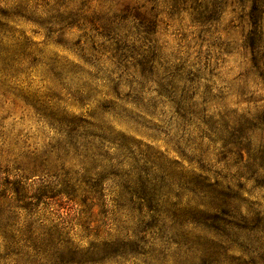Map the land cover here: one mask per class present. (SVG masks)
Here are the masks:
<instances>
[{
	"label": "rangeland",
	"instance_id": "374dc122",
	"mask_svg": "<svg viewBox=\"0 0 264 264\" xmlns=\"http://www.w3.org/2000/svg\"><path fill=\"white\" fill-rule=\"evenodd\" d=\"M0 264H264V0H0Z\"/></svg>",
	"mask_w": 264,
	"mask_h": 264
},
{
	"label": "trees",
	"instance_id": "16d2710c",
	"mask_svg": "<svg viewBox=\"0 0 264 264\" xmlns=\"http://www.w3.org/2000/svg\"><path fill=\"white\" fill-rule=\"evenodd\" d=\"M254 11H255V8H254Z\"/></svg>",
	"mask_w": 264,
	"mask_h": 264
}]
</instances>
